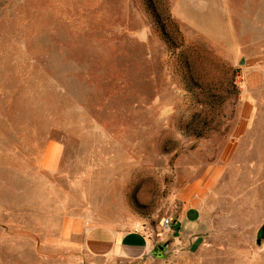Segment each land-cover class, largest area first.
<instances>
[{"label":"rangeland","instance_id":"rangeland-1","mask_svg":"<svg viewBox=\"0 0 264 264\" xmlns=\"http://www.w3.org/2000/svg\"><path fill=\"white\" fill-rule=\"evenodd\" d=\"M263 50L264 0H0V264H95L65 218L165 236L200 190L177 251L264 264Z\"/></svg>","mask_w":264,"mask_h":264},{"label":"crops","instance_id":"crops-1","mask_svg":"<svg viewBox=\"0 0 264 264\" xmlns=\"http://www.w3.org/2000/svg\"><path fill=\"white\" fill-rule=\"evenodd\" d=\"M242 82L243 91L247 96L251 98L254 95L264 99V50L256 56H248L242 72ZM250 98L245 100L247 109L253 106ZM55 155L57 156L58 152ZM54 161L56 162V158ZM206 193L200 190L197 196L185 204L172 230L165 232V236L141 229L124 230L108 222L93 224L84 216H69L63 221L52 243L59 249L80 252L95 264H151L155 258L166 257L169 251L170 256L179 264H191L190 251L186 250V247L177 251V246L185 240H190L186 234L191 237L194 235L195 232H192L191 228L196 227L198 212ZM198 237L199 234L194 235V238ZM172 239L168 251L155 254L158 244Z\"/></svg>","mask_w":264,"mask_h":264},{"label":"water","instance_id":"water-1","mask_svg":"<svg viewBox=\"0 0 264 264\" xmlns=\"http://www.w3.org/2000/svg\"><path fill=\"white\" fill-rule=\"evenodd\" d=\"M263 240H264V225L259 229L256 242L257 244H261ZM167 246H168L167 242L158 244L155 248V254L158 255L161 251L162 252L166 251Z\"/></svg>","mask_w":264,"mask_h":264},{"label":"built area","instance_id":"built-area-1","mask_svg":"<svg viewBox=\"0 0 264 264\" xmlns=\"http://www.w3.org/2000/svg\"><path fill=\"white\" fill-rule=\"evenodd\" d=\"M161 226L165 232L171 231L173 226V220L170 216L165 217L161 221Z\"/></svg>","mask_w":264,"mask_h":264},{"label":"trees","instance_id":"trees-1","mask_svg":"<svg viewBox=\"0 0 264 264\" xmlns=\"http://www.w3.org/2000/svg\"><path fill=\"white\" fill-rule=\"evenodd\" d=\"M148 6H151L149 3H147ZM163 28V27H162Z\"/></svg>","mask_w":264,"mask_h":264}]
</instances>
